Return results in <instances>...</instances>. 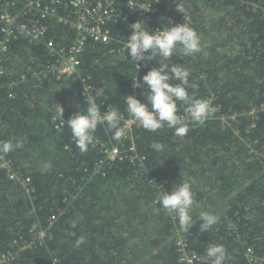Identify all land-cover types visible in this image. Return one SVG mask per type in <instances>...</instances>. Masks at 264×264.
I'll list each match as a JSON object with an SVG mask.
<instances>
[{"label":"trees","instance_id":"trees-1","mask_svg":"<svg viewBox=\"0 0 264 264\" xmlns=\"http://www.w3.org/2000/svg\"><path fill=\"white\" fill-rule=\"evenodd\" d=\"M127 1L116 3L129 12ZM148 2L155 8L152 22L161 29L187 22L200 36V52H177L172 63L189 69L199 82L193 95L212 100L220 112L201 125L191 122L186 105L180 104L178 114L188 126L183 136L167 125L153 132L135 123L132 136L137 152L146 157L144 166L117 159L106 163L105 174L95 176L90 168L107 156L102 143L128 149L132 141L126 136L114 140L112 131L101 125L94 143L81 153L71 130L58 129L53 121L58 103L64 114L86 108L88 97L80 81L65 75L34 77V70H42L55 57L46 45L28 38H11L3 50L0 22L1 66L6 71L0 74V142L19 139L24 145L4 157L10 166L0 167V256L32 239L17 264H187L180 260V239L188 250L205 256L200 264H206V249L212 244L226 248L225 264H250L242 253L247 246L264 254V164L249 154L246 144L257 140L254 145L264 150V0ZM138 20L130 14L125 21H111L112 42L89 41L79 65L89 84L105 86V96L97 98L101 108L111 105L125 117L131 116L125 95L146 100L143 89L133 87V79L142 81L151 67L159 66L153 59L140 62L137 70L128 49L120 53L130 25ZM47 23L48 37L56 42L66 45L74 38L75 31L62 21ZM26 72V81H20ZM253 109H258L257 119L249 113ZM44 163L51 165L46 171ZM13 171L19 180L10 177ZM26 177L29 190L20 182ZM183 181L192 185L197 199L188 231L158 202L163 192ZM201 212L217 216L212 230L200 232ZM41 231L44 237L36 238ZM80 236L85 239L77 247Z\"/></svg>","mask_w":264,"mask_h":264},{"label":"clouds","instance_id":"clouds-1","mask_svg":"<svg viewBox=\"0 0 264 264\" xmlns=\"http://www.w3.org/2000/svg\"><path fill=\"white\" fill-rule=\"evenodd\" d=\"M177 10L185 14L179 5ZM130 28L131 32L126 39L128 55L138 65L137 70L140 62L147 63L153 59L159 61V66L151 67L142 81L138 77L133 79V87L143 89L142 94L146 100L142 101L135 95H125L127 112L137 126L155 132L167 125L174 130L175 135H185L188 126L184 122V117L178 114L180 104L186 105L184 113L191 122L204 124L214 109L209 101L193 95L199 87V82L189 69L180 63H172V57L177 52L191 56L201 51L198 33L187 22L152 31L146 26L145 21L138 20L131 24ZM105 93L104 85L96 89L91 98H85L86 108L81 110L78 106L79 110L66 121L72 139L81 153L88 151L89 146L94 143V133L98 126L106 125L107 129L112 131L114 140H120L124 135L125 128L121 124L123 115L120 110L110 105L107 111L101 112L102 102L98 103L97 98L105 96ZM64 111V107L58 103L57 115L64 117ZM23 146V141L19 139L15 143L10 140L0 142V161H3L0 167L7 168L8 164L4 157ZM152 147L157 151L161 148L159 144H153ZM50 167V163H44L42 170L46 171ZM196 201V191L188 181H183L175 184L171 192L167 190L163 192L158 202L169 214L176 215L181 230L188 231L194 225L191 210ZM199 220L202 221L200 232L203 233L212 230L218 218L212 213L201 212ZM32 227L35 229L37 226L34 224ZM72 227H76L75 222L72 223ZM84 239L80 236L76 240V246L83 243ZM206 257L210 264H225L228 258L227 250L222 244H212L206 249Z\"/></svg>","mask_w":264,"mask_h":264},{"label":"built area","instance_id":"built-area-1","mask_svg":"<svg viewBox=\"0 0 264 264\" xmlns=\"http://www.w3.org/2000/svg\"><path fill=\"white\" fill-rule=\"evenodd\" d=\"M125 4L130 9L129 12H125L124 7H118L116 0H0V22L1 30L4 33L2 48L3 50L6 49V42L11 38H28L32 42L46 45L51 56L55 57V61L42 70H34L33 76L40 79L41 77L52 74L57 76V78H62L64 75L73 78L80 81V89L84 91L86 96L89 94L88 98H91V95L95 94L96 89L102 86H93L89 84L87 81L88 76L84 75V72L79 69L81 57L87 43L89 41H94L102 44H110L114 39L109 27L111 21L118 22L120 19L125 21L130 14L138 15L146 24L150 21L152 22L151 14L154 13L155 8L148 0H139L137 2L136 0H128ZM17 5L21 8L19 9ZM53 18L62 21L75 31L74 38L68 44L62 45L56 42L54 38L48 37L49 25L47 20H52ZM127 41L128 40H126L120 48V53L125 52ZM142 65L143 64L140 63L139 69H141ZM5 72L6 71L2 69L0 57V74ZM26 79L27 72L21 74L20 81H26ZM13 84L14 82L11 83V85ZM207 101L210 102L211 107L214 109L207 118L210 119L220 112V108L214 105L212 100ZM260 109L264 110V105ZM107 110L108 107H106V110L101 108L102 113ZM257 111L258 109H253L249 113L257 119ZM73 114L74 113L64 114L63 117L55 113L53 115V121L56 128L60 129L67 127L66 121L71 118ZM234 117L235 115L231 116V118ZM219 118L225 122L227 120L225 116H219ZM122 121L123 127L125 128L123 136L130 138L132 145L126 149L121 144H112L108 146L102 143L100 147L107 156L96 161L93 169L90 168L92 176L98 175L99 173L105 174L106 163H110L117 159L120 161L128 160L132 163H138L144 166L146 157L137 152L132 136L135 121L131 116H123ZM256 142L257 140L254 142H246L248 152L249 154L255 155L264 164V150L257 148L254 145ZM95 144L98 145V142ZM4 161L7 162L8 166L11 165L9 159L4 158ZM10 177L19 180L18 174L14 171L10 173ZM151 181L154 185H157L154 176L151 177ZM20 182L26 190L30 189L28 186L30 182L29 177L20 180ZM54 218V215L50 217L51 220H54ZM44 235L45 232L41 231L36 238L42 239ZM34 241L35 239H32L30 242H23L18 245L19 248L17 250H8L2 253L0 256V264H17L20 252L26 248H31ZM177 244L181 261L187 264H200L205 261L206 258L204 255L194 250H188L183 239L178 240ZM242 253L250 264L264 263V254L260 255L256 253L255 249L251 246H247Z\"/></svg>","mask_w":264,"mask_h":264},{"label":"rangeland","instance_id":"rangeland-1","mask_svg":"<svg viewBox=\"0 0 264 264\" xmlns=\"http://www.w3.org/2000/svg\"><path fill=\"white\" fill-rule=\"evenodd\" d=\"M146 26L148 27V28H150L152 31H155L156 29H158V30H162L159 26H157V25H155L153 22H149L148 24H146ZM166 26H168V25H166ZM150 181H151V179H150ZM152 182V181H151ZM153 183V182H152ZM154 184V183H153Z\"/></svg>","mask_w":264,"mask_h":264}]
</instances>
